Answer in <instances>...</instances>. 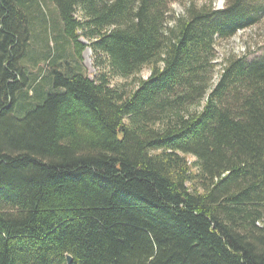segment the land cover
<instances>
[{
    "label": "trees",
    "instance_id": "1",
    "mask_svg": "<svg viewBox=\"0 0 264 264\" xmlns=\"http://www.w3.org/2000/svg\"><path fill=\"white\" fill-rule=\"evenodd\" d=\"M173 1L0 0V264H264L263 2Z\"/></svg>",
    "mask_w": 264,
    "mask_h": 264
},
{
    "label": "rangeland",
    "instance_id": "2",
    "mask_svg": "<svg viewBox=\"0 0 264 264\" xmlns=\"http://www.w3.org/2000/svg\"><path fill=\"white\" fill-rule=\"evenodd\" d=\"M256 1H261L264 5V0ZM226 3L227 0H174L171 4L169 24L172 23L173 16L184 14L189 5H195L196 7L211 5L215 9H222L225 7ZM44 8L50 20L57 18V12L54 4L51 2L44 3ZM57 24L60 26V21H58ZM33 47L37 54H41L44 51L43 48L41 49L42 46L38 43H34ZM245 54L247 60L258 59L264 56V12L256 24L245 29H239L230 39L218 41L216 43L215 61L217 66L214 68L213 81L217 78L221 69V64L227 56H242ZM39 62L40 63L38 65H34L32 61H29L26 65L28 66L26 68L30 73L29 76L32 77L34 75H38L40 77L47 74V72H45L47 63L45 61ZM82 64L86 74L92 79L96 78L98 69L93 64L92 51L89 48L85 49L82 54ZM149 74V70L145 68L141 75L146 78ZM130 80L131 78L115 77L113 83L121 84L123 82H130Z\"/></svg>",
    "mask_w": 264,
    "mask_h": 264
},
{
    "label": "water",
    "instance_id": "3",
    "mask_svg": "<svg viewBox=\"0 0 264 264\" xmlns=\"http://www.w3.org/2000/svg\"><path fill=\"white\" fill-rule=\"evenodd\" d=\"M67 260H68V264H71L72 262V257L70 255H67Z\"/></svg>",
    "mask_w": 264,
    "mask_h": 264
}]
</instances>
